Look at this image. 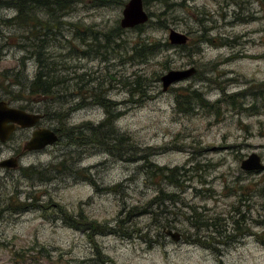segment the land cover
Returning a JSON list of instances; mask_svg holds the SVG:
<instances>
[{"label":"rangeland","instance_id":"374dc122","mask_svg":"<svg viewBox=\"0 0 264 264\" xmlns=\"http://www.w3.org/2000/svg\"><path fill=\"white\" fill-rule=\"evenodd\" d=\"M0 1V99L45 114L60 136L23 154L21 174L0 167V264H264V168H239L252 152L264 164V0H146L151 16L141 30L119 26L126 0H75L54 33L40 29L36 38L6 22L17 9ZM34 10L39 24L46 12ZM169 29L185 34V44H170ZM140 39L161 45L148 59H129ZM39 57L66 79L54 97L21 87ZM190 67L188 78L161 89L162 74ZM135 74L144 97L126 83ZM190 91L218 100L216 108ZM189 99L191 109L180 111ZM107 110L118 113L121 140L111 148L107 138L89 139ZM73 126L69 137L83 133L76 143L60 134ZM19 134L0 146V160L17 151ZM143 154L152 166H142ZM31 164L38 172L24 175ZM156 166L177 167L176 183L151 174ZM159 190L178 201H164L162 212L134 210ZM189 205L217 223L195 233Z\"/></svg>","mask_w":264,"mask_h":264},{"label":"trees","instance_id":"16d2710c","mask_svg":"<svg viewBox=\"0 0 264 264\" xmlns=\"http://www.w3.org/2000/svg\"><path fill=\"white\" fill-rule=\"evenodd\" d=\"M23 1L25 3H23ZM95 1L98 3H107V4L111 2L120 3L117 0H95ZM142 1L145 2L146 0H142ZM7 2H11V5L17 9V13L15 14L14 17H11L9 18V20H6V22L8 21L9 22L8 24L14 23L17 26L22 27L27 33H30L31 36L35 37L37 32L40 31V29H43L42 32L44 33L46 32V34L49 32L54 33L52 29L58 28L57 27L58 24L62 23V19H60V17L65 15L68 12V10L71 9V6L74 4L75 0H7ZM2 3L3 2L0 1V4ZM42 7L44 8L46 12V18L43 19L42 21L38 20L39 24L34 23V19L36 20L37 17L32 16L31 13L35 11L34 10L35 8H42ZM150 16L151 15H148V17ZM144 24L145 23L134 26L133 28L137 30H141ZM106 37L107 36L105 35V39L107 40ZM47 40L48 39H42V42H46ZM37 41H40V39ZM18 45L19 44L17 43V47ZM160 45H161L160 43L152 41V40L140 39V40L134 41L130 48L131 54L130 56H128V58L129 59L136 58L140 60L148 59L158 50ZM37 46L38 45L35 44L34 46L35 50ZM36 54L39 55L40 52L36 51ZM43 61H44V58L39 57L37 61L38 62L37 70L35 71L34 75L27 82L26 85L21 86L23 90H26L28 95L32 97H40V98L54 97L56 96L54 95L56 93V87H57L56 85L63 84V82L66 81L64 77L56 73V70L47 68V63ZM140 79H141V76L139 74H135L133 75L132 79L130 81H126V83H131L134 85L132 89V93H139L141 97H144L145 83L139 82ZM182 98H184V95ZM188 98L190 99L195 98V100L197 99V101H199L200 105L206 106L207 108H213V109L216 108L215 103L218 101L216 100L214 102H208L206 99L200 96V93L198 91H190V95H188ZM190 99L188 101L183 102V103H187L186 106L184 105L178 106L180 111H187L191 109ZM81 102L82 101L76 103L72 108L82 105ZM96 102L100 104L102 103L105 104L106 100L102 98ZM178 103H182V102H178ZM62 114L64 116V113ZM117 115L118 113L116 112L113 113L107 110L105 112L104 119H102L98 124L93 126L92 129H89V131H91V134H93V136L89 139L92 140L93 142H97V138H100V139L102 137L104 139L107 138L106 140L111 142L108 148H111L113 146L115 147L116 143H120L121 140L118 138L116 129L114 127V119L117 117ZM61 120H62V117H61ZM61 120L59 122H61ZM103 127H105V129L102 131ZM75 128L76 126L69 127L67 129L60 127V134L62 133L63 136H66L65 137L66 139L70 138L73 140L74 143H76L77 139L81 137L83 133L76 134V135L74 134V136L71 135V137H69L70 136L69 134L73 133L75 131ZM82 129L84 130L87 128H82ZM57 131L59 130L57 129ZM100 133L102 135L98 137ZM83 144L84 142L81 143V145ZM147 156L148 154H143L142 158H144L143 159L144 164L142 166H146L145 164L147 165L149 164L150 166H152L150 161L147 159ZM178 171L179 169L177 167L169 168V167L156 166L153 170H151V174L158 172L161 174L163 178L168 179L169 182L176 183L175 176L178 175L179 173ZM23 173L24 175L30 174V172L27 171V169H24ZM261 192H262V197H264V188L261 189ZM175 194H176L175 192L164 193L161 190H159L158 194L155 197L143 203V205L140 208L138 206H134L133 208L136 207L134 209L136 212H158V211L162 212L164 211L163 209H165V207H161L159 209L158 206L163 204L164 201H171L173 203L178 201ZM240 201H241V198H238L237 202L240 203ZM187 208H188V211H184V212H187L185 214V219H189V224L193 226V228L195 229L194 231L195 233H197L198 229L199 228L201 229L203 226H208L211 224L215 225L217 223L215 216L209 217L210 219L207 217L203 218V216L201 217V212L205 210L204 207H201V210H197L196 206L189 205L187 206ZM234 208H237V207H234ZM234 212H238V210L234 209ZM197 218L199 219L198 222H196ZM200 237H201V234H197V236H195L193 239L200 241Z\"/></svg>","mask_w":264,"mask_h":264},{"label":"water","instance_id":"95a60500","mask_svg":"<svg viewBox=\"0 0 264 264\" xmlns=\"http://www.w3.org/2000/svg\"><path fill=\"white\" fill-rule=\"evenodd\" d=\"M148 14L144 9L142 0H126L121 9L119 26L121 28H133L134 26L145 23ZM168 42L174 45H183L187 41V36L173 29L168 30ZM194 73V68L180 70H168L159 78L161 89L164 91L173 82L186 78ZM40 115L27 113L24 110L9 105L6 101L0 100V141H4L8 134L13 131L15 124L20 127H31L38 120ZM57 141L56 135L50 129L34 131L30 139L26 142V149H42ZM0 166L14 167L15 164L9 159L0 162ZM239 168L243 171H258L264 168L259 155L252 152L243 158L239 163ZM164 233L168 234L173 240H178L180 234L177 230L164 228Z\"/></svg>","mask_w":264,"mask_h":264},{"label":"flooded vegetation","instance_id":"af4514ba","mask_svg":"<svg viewBox=\"0 0 264 264\" xmlns=\"http://www.w3.org/2000/svg\"><path fill=\"white\" fill-rule=\"evenodd\" d=\"M13 107L20 108V109L24 110L27 113H32V114L34 113V114L40 115V117L38 118V120L31 127H20V126H18V125L15 124V127H14L13 131L8 134V136L6 137V139L4 141H2V142L0 141V146L2 144H6L7 147H12V144H8V143L11 142L14 139L15 133L20 132V134L18 135V136H21L22 137L21 142H19L20 143L19 144L20 146L18 147L15 144L13 145V149H17V151L15 153H13L12 155H9L8 157L1 159L0 162L3 161V160H6V159H9L10 161H13L14 164H15V166L14 167H7V168L16 169L21 174L20 169L22 167L20 166V159H21L22 155L25 154V153H30V152L31 153H35V152H38V151H40V150H42V149H44L46 147L45 146L44 148L39 149V150H36V149H26L25 148V144L30 139L32 133L34 131L41 130V129H51L52 131H54L56 133L57 129L54 128V127H52L49 123H47L46 122V119H45V116L43 114H40V112H38L37 110H27V108H25V106H22V107H20V106H13ZM56 135H57V133H56ZM47 146H49V145H47ZM0 167H4V166H0ZM37 168L38 167H36L35 164H31V165H29L27 167H24V169H28L30 173H32V172L33 173L38 172L37 171ZM22 173H23V171H22ZM39 173H41V171Z\"/></svg>","mask_w":264,"mask_h":264},{"label":"bare ground","instance_id":"6f19581e","mask_svg":"<svg viewBox=\"0 0 264 264\" xmlns=\"http://www.w3.org/2000/svg\"><path fill=\"white\" fill-rule=\"evenodd\" d=\"M247 20H249V19H247ZM188 78V77H187ZM40 114H43V113H40ZM44 116H45V114H43ZM51 130V129H50ZM52 131V130H51ZM55 135H56V133H57V135H56V137H57V140L60 138V136H59V133H58V131H56V133L54 132V131H52ZM55 143V142H54Z\"/></svg>","mask_w":264,"mask_h":264}]
</instances>
